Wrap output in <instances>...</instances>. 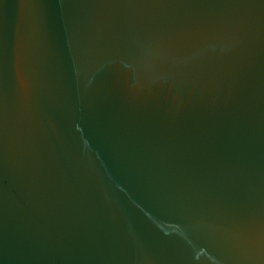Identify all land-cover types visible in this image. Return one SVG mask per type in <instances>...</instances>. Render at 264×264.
Instances as JSON below:
<instances>
[{
    "label": "water",
    "instance_id": "water-1",
    "mask_svg": "<svg viewBox=\"0 0 264 264\" xmlns=\"http://www.w3.org/2000/svg\"><path fill=\"white\" fill-rule=\"evenodd\" d=\"M0 264H264V0H0Z\"/></svg>",
    "mask_w": 264,
    "mask_h": 264
}]
</instances>
